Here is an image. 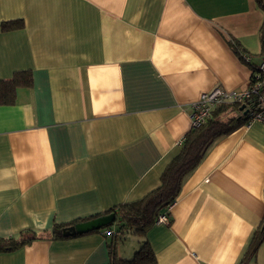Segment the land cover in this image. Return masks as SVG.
Segmentation results:
<instances>
[{
	"label": "crops",
	"instance_id": "1",
	"mask_svg": "<svg viewBox=\"0 0 264 264\" xmlns=\"http://www.w3.org/2000/svg\"><path fill=\"white\" fill-rule=\"evenodd\" d=\"M263 19L256 0H0V79L32 78L0 104V238L37 234L0 264L109 263L114 236L55 239L54 225L158 188L193 102L249 85L254 68L232 42L259 64ZM245 125L212 141L163 209L169 223L149 229L158 264H264V237L247 256L264 216V124ZM128 234L119 258L141 245Z\"/></svg>",
	"mask_w": 264,
	"mask_h": 264
},
{
	"label": "trees",
	"instance_id": "2",
	"mask_svg": "<svg viewBox=\"0 0 264 264\" xmlns=\"http://www.w3.org/2000/svg\"><path fill=\"white\" fill-rule=\"evenodd\" d=\"M256 2L264 13V0H256ZM23 26L24 21L21 19L2 23L3 30L19 29ZM259 35L261 41V51L264 53V19ZM232 45L242 58V51L246 50L237 41H233ZM249 64H251L255 70L256 65L254 63ZM31 84L32 78L29 71L16 72L14 76L8 80L0 79V104L13 103L16 95V89L19 86L30 87ZM254 99L255 98L252 97L246 101L247 106L252 109L256 107ZM242 104L243 103H230L219 105L217 108L213 109L212 115L209 117L207 122L198 127L191 128L181 143L182 145L179 153L169 162L163 171L161 176V185L158 188L152 190L137 201L120 204L109 211H105L88 219L90 220L96 217L111 218V216L115 214L114 221L109 222L108 225L105 226L112 227L115 223H118L117 226L119 230L118 234L114 235L112 243L109 244L111 258L110 262L107 264H158L154 251L146 237L149 229L156 223L159 214L164 211L163 209L168 207L176 199L180 192L183 177L199 164L204 152L212 141L221 135L233 132L244 122L246 123L248 121L249 113L227 119L219 117V113L224 111L226 107L232 106L233 108L239 109ZM75 223H78V221L67 224H55L51 231L53 238L65 239L81 235L76 234L72 236H65L63 234L64 228ZM103 228L90 232L101 231ZM120 233H132L144 237L139 249L132 258H119L114 250L113 243H116V236ZM120 235L123 236V234ZM36 237L37 234L35 232L26 230L17 237L0 238V252L16 250L35 240ZM263 237L264 216L261 226L253 235L247 256L255 251Z\"/></svg>",
	"mask_w": 264,
	"mask_h": 264
},
{
	"label": "built area",
	"instance_id": "3",
	"mask_svg": "<svg viewBox=\"0 0 264 264\" xmlns=\"http://www.w3.org/2000/svg\"><path fill=\"white\" fill-rule=\"evenodd\" d=\"M242 59L251 63L252 56L246 51H242ZM254 97L256 107L248 112V121L245 123L247 127L255 122L259 121L264 124V57L261 59L260 63L255 66V70L250 79V83L247 88L242 90H225L222 88H214L213 90L203 92L200 98L193 102L191 119L192 127H198L209 119L212 115L214 108L222 104L230 103H245L247 100ZM170 216L165 211L159 214L157 218V223H169ZM102 233L105 236L113 237L117 234L116 230L113 227H105L102 229Z\"/></svg>",
	"mask_w": 264,
	"mask_h": 264
},
{
	"label": "water",
	"instance_id": "4",
	"mask_svg": "<svg viewBox=\"0 0 264 264\" xmlns=\"http://www.w3.org/2000/svg\"><path fill=\"white\" fill-rule=\"evenodd\" d=\"M239 109L240 111H242V115H246L250 111V108H247V104L245 103L242 104ZM114 219H115V214H113L111 218L96 217L90 220L81 221L64 228L63 234L65 236H72L76 234H83L93 230L101 229L106 225H108L109 222L114 221Z\"/></svg>",
	"mask_w": 264,
	"mask_h": 264
},
{
	"label": "rangeland",
	"instance_id": "5",
	"mask_svg": "<svg viewBox=\"0 0 264 264\" xmlns=\"http://www.w3.org/2000/svg\"><path fill=\"white\" fill-rule=\"evenodd\" d=\"M117 224H118V223H115V225H117ZM113 226H114V225H113ZM114 227L118 228V226H114ZM127 232H129V231H127ZM120 234H124V233H120ZM126 234H128V233H126ZM134 236H136V235H134V234H132V233H131V234H130V233L128 234V237H131V239H133ZM108 237H110V236H108ZM136 237H137V238L139 237V238L142 239V240H143V238H144L143 236H139V235H137Z\"/></svg>",
	"mask_w": 264,
	"mask_h": 264
}]
</instances>
